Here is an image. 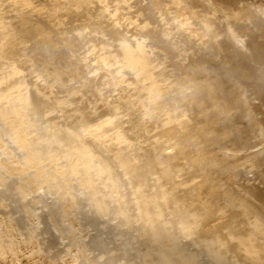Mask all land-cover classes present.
I'll return each instance as SVG.
<instances>
[{
  "label": "bare ground",
  "instance_id": "6f19581e",
  "mask_svg": "<svg viewBox=\"0 0 264 264\" xmlns=\"http://www.w3.org/2000/svg\"><path fill=\"white\" fill-rule=\"evenodd\" d=\"M93 6L98 13L85 16L83 29L74 27L72 35L79 42L95 36L99 71L65 87L62 66L47 52L64 35L56 32L63 17L89 15ZM122 11L131 26L124 34ZM31 37L45 39L42 56ZM203 52L215 57L214 65L198 60ZM181 55L187 60L182 72L189 68L200 77L174 75L168 62L179 66ZM65 58L88 64L73 53ZM104 84L133 110L137 124L120 115ZM174 89L178 95H169ZM103 112L110 115L97 118ZM221 119H264V0H47L40 7L34 0H0V261H18L24 251L47 264L118 261L93 255V228L80 224V214H87L78 198L86 196L101 224L142 225L143 248L131 256L133 244L124 241L128 261L119 264H264V194L249 189L231 201L249 218L245 229L219 231L218 221L202 226L212 215L202 195L217 185L209 180L214 168L202 141ZM144 124L153 125L157 137L143 150L133 140ZM185 170L196 172L189 182L181 178ZM43 195L59 210L52 214L51 207L41 220L44 213L33 209ZM125 197L133 215L122 208ZM41 221L62 243L51 254L54 246L34 233ZM206 232H216L215 241L202 238Z\"/></svg>",
  "mask_w": 264,
  "mask_h": 264
},
{
  "label": "rangeland",
  "instance_id": "374dc122",
  "mask_svg": "<svg viewBox=\"0 0 264 264\" xmlns=\"http://www.w3.org/2000/svg\"><path fill=\"white\" fill-rule=\"evenodd\" d=\"M47 0H34L35 5L40 7ZM90 10L89 15L86 12H82L84 14L76 15L75 13L67 14L63 21L64 25L59 27L56 32H64L60 34L57 38V41L52 43V48L49 52H47V58L54 60V64H60L62 66L64 83L65 87L78 86L83 78L87 76H96V73L99 71L96 66V62L93 54L95 53V48L98 46V40H96L93 35V40L84 38L81 42L78 39L74 38V27L83 29L85 25V21L83 22L85 16H93L98 13L96 6ZM113 9V5L109 6V11ZM28 18H31L29 16ZM81 21V22H78ZM105 19H101L98 24L103 23ZM71 23V24H68ZM111 22H109L110 24ZM120 31L123 33L125 28L128 26V22L126 21V15L124 11L120 16L119 20ZM97 25V24H93ZM94 28V26H93ZM132 31V30H131ZM84 33L87 32V29H84ZM124 34V33H123ZM60 37H63L60 39ZM28 42L37 43L35 55L42 56V52L39 49V46H43L44 42L41 38H27ZM54 40V38H53ZM184 45V44H183ZM185 46V45H184ZM188 47V46H187ZM185 47V48H187ZM93 52V53H92ZM74 54L75 56L86 57L84 62L88 61V64L92 67L90 69L89 65L84 63L81 66H78L77 61L73 62L66 56L70 54ZM34 54V52H32ZM201 58L198 60L202 61L204 65L210 66L215 64V57H213L209 52H203L201 54ZM196 59V57H194ZM187 60L184 59V56L181 55L178 57V64L174 60H169L168 63H171V69L174 70L177 74H186L191 75L194 78H198L201 76L200 73L193 72L192 69H187V72H182L185 62ZM33 63V61H29V64ZM177 67V68H176ZM170 69V68H169ZM93 70V71H92ZM186 71V70H185ZM31 73V74H30ZM173 75V76H174ZM29 79L36 81L37 83L40 81V78L37 77L36 72H29ZM127 80H130V76H127ZM97 82V81H96ZM55 84H52L51 88L54 91ZM105 92L108 94V100L111 103L118 105L117 111L120 115H124L128 117L127 123L129 121H134V124H137L136 116L133 113V110L126 106V103L123 102L122 99H118V93L116 90L106 84H104ZM47 91L48 88H45ZM64 91L57 92L58 95H63L64 93H60ZM169 95H178L177 90H171ZM60 93V94H59ZM173 105L180 106L179 109L183 108L184 102H177L176 99L173 101ZM110 115L109 113H100L97 118L102 119L105 116ZM60 118L55 115L54 121L59 122ZM219 121V120H218ZM46 121L44 120V123ZM191 125L193 123L189 121ZM111 131H108L110 133ZM138 136L133 141L135 143L141 142L142 149L144 150L147 145H151L154 138L157 137V130L154 129L152 125H145L141 128V130L137 133ZM167 138V139H166ZM171 137H165L163 139L168 140ZM202 144L205 146L204 151L206 152V158H208L209 166L213 167L214 170L209 177L210 181H213V184H217L216 187L209 185L207 189V193H203L202 199L206 200L211 207L212 215L210 214L203 221V227L208 228L209 226L217 223L223 224L224 227L220 228L219 231H225L226 228L233 227L235 230H240L242 228L245 229V225L249 222V218L238 208L237 205L231 203V201L238 197L239 195L245 193L247 190L252 189L261 194H264V119H221L218 126L215 127L212 125L211 132L209 134V138L202 141ZM165 150L170 151L171 149L168 146V143H165ZM196 176V172L191 170H185L182 173L181 178L186 181H191L192 178ZM189 184V183H187ZM219 186V187H217ZM103 195H105V189H102ZM39 199V198H38ZM7 208L9 205H13L14 203L11 201L12 198L8 197L6 199ZM38 201V206L33 209L36 213L43 212L44 214H40V219L43 220V216L45 213L49 212L51 207H55L54 212H50L52 214H56L59 210L58 204L54 199L49 197H45ZM27 207L32 208V203L30 201V197L25 199ZM43 201L45 203H43ZM78 201L80 203V208L85 210L86 216H82L80 214V224L83 228L91 229L93 228V236H96L93 240V255L97 257H101V259H105L107 256H114L118 258L114 260V264H119L124 261H128L126 256L122 254L123 243L124 241H129V244H133V250L129 253L132 255H137L138 251L143 248V245L138 244V233L142 230V225L140 222H132L130 224H122L117 228L115 224V220H107L104 224L98 219H96L92 210L89 208V202L86 199V196H79ZM122 208L127 211V213L132 214L134 212V206L132 201L128 197H125L121 200ZM55 204V205H53ZM112 206V204H110ZM1 207V206H0ZM46 207L48 211H44ZM194 207V208H193ZM191 206L190 208L193 211H200L197 206ZM89 208V211H86ZM10 209V208H8ZM115 212V211H114ZM112 213V212H111ZM168 212L165 211V216H168ZM16 213H11V217H15ZM218 215V216H216ZM4 216H1V219ZM169 217V216H168ZM46 218V215H45ZM44 218V219H45ZM219 219V220H217ZM39 222V221H38ZM42 222V221H41ZM40 222V223H41ZM96 222V223H95ZM95 223V225H93ZM44 228V229H43ZM124 230L123 236H119L118 233ZM34 233L38 235L40 241L44 244L48 242L52 244L54 247L49 249V253L51 254L58 249L62 244L56 235L49 231L44 222H42L37 228H35ZM216 232H206L201 237L208 241H215ZM137 240V241H136ZM262 241V240H261ZM57 242V243H56ZM65 241H63L64 243ZM101 248H98L95 244H100ZM24 257L20 258L18 261L13 262H3L0 261V264H47L46 261L38 260L40 256L38 253H30V258L25 256L27 254L26 251L23 252ZM26 257V258H25ZM138 261L134 262V264H138ZM64 264V263H63Z\"/></svg>",
  "mask_w": 264,
  "mask_h": 264
}]
</instances>
